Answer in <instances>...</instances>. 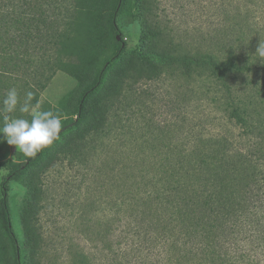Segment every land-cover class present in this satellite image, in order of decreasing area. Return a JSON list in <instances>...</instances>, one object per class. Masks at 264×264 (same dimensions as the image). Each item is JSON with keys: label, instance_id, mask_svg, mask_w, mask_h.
I'll use <instances>...</instances> for the list:
<instances>
[{"label": "trees", "instance_id": "trees-1", "mask_svg": "<svg viewBox=\"0 0 264 264\" xmlns=\"http://www.w3.org/2000/svg\"><path fill=\"white\" fill-rule=\"evenodd\" d=\"M4 3L0 0V10ZM34 7L35 32L28 35L37 57L36 82L29 90L35 93L32 104L39 105V92L57 71L73 78L75 86L55 106L41 104V111L61 117L60 139L35 157L20 152L7 162L9 172L0 182V264H36L41 175L59 155L72 154L87 136L104 128L111 104L127 82L154 80L166 66L185 75L205 72L219 84L225 106L209 118L213 133L198 126L181 146L191 149L213 141L219 142L220 152L188 164L197 167L193 175L191 170L179 177L148 174L152 184L128 191L129 244L105 246L109 261L103 264H264V0L221 1L217 26L234 38L228 44L221 41L226 58L215 51L181 49L151 23L150 0H37ZM124 19L140 30L131 54ZM235 76L250 91L246 103L231 86ZM3 117L0 110V126ZM11 182L25 188L15 210ZM77 258V264H93L83 253Z\"/></svg>", "mask_w": 264, "mask_h": 264}, {"label": "rangeland", "instance_id": "rangeland-1", "mask_svg": "<svg viewBox=\"0 0 264 264\" xmlns=\"http://www.w3.org/2000/svg\"><path fill=\"white\" fill-rule=\"evenodd\" d=\"M24 1L23 5L21 0H4L0 10V110L3 116L31 120L41 104L55 106L75 86V80L57 71L39 92L38 107L29 113L19 112V105L13 113L3 111L2 100L10 87H16L22 104L23 91L34 88L36 82L37 57L28 35L35 32L37 0ZM221 1L150 0V21L186 52L215 51L218 58H226L221 41L228 44L234 38L217 26L215 12ZM122 23L131 54L140 40L139 26L129 19ZM231 86L246 103L250 91L243 78L235 76ZM249 102L253 104V99ZM111 105L104 128L87 136L72 154L59 155L41 175L42 197L34 221L41 235L36 264H77L79 253L93 264L106 263L108 252L103 248L118 241L122 242L119 248H124L131 238L125 232L128 191L152 184L148 174L179 177L191 170L193 175L197 167L188 164L220 152L219 142L213 141L191 149L181 146L182 140L197 133L198 126L212 134L209 118L221 114L225 106L219 84L205 72L185 75L178 67H163L154 80L138 85L127 82ZM20 152L0 142V182L9 172L7 162ZM8 191L15 210L23 202L25 188L11 182Z\"/></svg>", "mask_w": 264, "mask_h": 264}, {"label": "clouds", "instance_id": "clouds-1", "mask_svg": "<svg viewBox=\"0 0 264 264\" xmlns=\"http://www.w3.org/2000/svg\"><path fill=\"white\" fill-rule=\"evenodd\" d=\"M261 54L264 55V49H261ZM34 96L33 91H26L21 104L16 87H10L2 100L3 111L13 113L17 111L19 105V112L29 113L38 107L32 104ZM61 128V117L50 110H35L31 120L5 115L0 126L2 134L0 142L6 141L8 145L15 146L26 156L35 157L37 153L60 139Z\"/></svg>", "mask_w": 264, "mask_h": 264}, {"label": "water", "instance_id": "water-1", "mask_svg": "<svg viewBox=\"0 0 264 264\" xmlns=\"http://www.w3.org/2000/svg\"><path fill=\"white\" fill-rule=\"evenodd\" d=\"M117 39L119 40V39H120V37H119V36H117Z\"/></svg>", "mask_w": 264, "mask_h": 264}]
</instances>
